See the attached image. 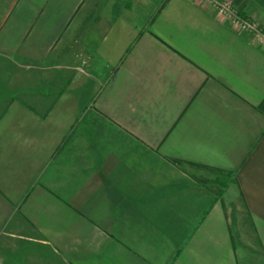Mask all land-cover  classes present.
<instances>
[{"label": "crops", "instance_id": "obj_1", "mask_svg": "<svg viewBox=\"0 0 264 264\" xmlns=\"http://www.w3.org/2000/svg\"><path fill=\"white\" fill-rule=\"evenodd\" d=\"M253 39L199 0H0V264H264Z\"/></svg>", "mask_w": 264, "mask_h": 264}, {"label": "built area", "instance_id": "obj_2", "mask_svg": "<svg viewBox=\"0 0 264 264\" xmlns=\"http://www.w3.org/2000/svg\"><path fill=\"white\" fill-rule=\"evenodd\" d=\"M202 4H208L216 10V17L227 20L238 32L250 34L256 42L264 45V28L262 23L250 16L240 14L239 7L231 0H199Z\"/></svg>", "mask_w": 264, "mask_h": 264}]
</instances>
